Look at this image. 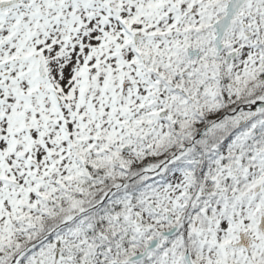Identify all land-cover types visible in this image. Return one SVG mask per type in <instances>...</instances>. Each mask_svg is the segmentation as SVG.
I'll return each mask as SVG.
<instances>
[{
    "label": "snow or ice",
    "instance_id": "obj_1",
    "mask_svg": "<svg viewBox=\"0 0 264 264\" xmlns=\"http://www.w3.org/2000/svg\"><path fill=\"white\" fill-rule=\"evenodd\" d=\"M0 264H264V0H0Z\"/></svg>",
    "mask_w": 264,
    "mask_h": 264
}]
</instances>
